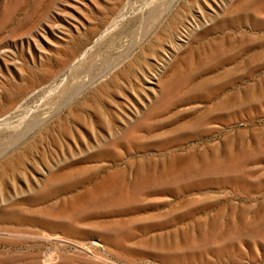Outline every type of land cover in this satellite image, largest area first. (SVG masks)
<instances>
[{"label":"rangeland","instance_id":"rangeland-1","mask_svg":"<svg viewBox=\"0 0 264 264\" xmlns=\"http://www.w3.org/2000/svg\"><path fill=\"white\" fill-rule=\"evenodd\" d=\"M0 264H264V0H0Z\"/></svg>","mask_w":264,"mask_h":264}]
</instances>
